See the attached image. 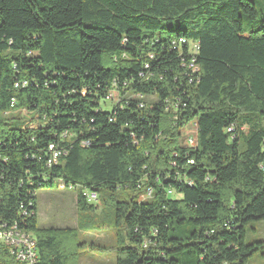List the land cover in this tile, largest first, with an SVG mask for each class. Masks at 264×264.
<instances>
[{
	"label": "trees",
	"instance_id": "16d2710c",
	"mask_svg": "<svg viewBox=\"0 0 264 264\" xmlns=\"http://www.w3.org/2000/svg\"><path fill=\"white\" fill-rule=\"evenodd\" d=\"M258 4L0 0V224L34 235L37 264H70L73 244L116 264H247L264 250L247 242L264 220ZM57 180L81 215L96 208L85 190L106 192L112 245L39 225L37 190ZM0 262L18 264L4 246Z\"/></svg>",
	"mask_w": 264,
	"mask_h": 264
},
{
	"label": "rangeland",
	"instance_id": "374dc122",
	"mask_svg": "<svg viewBox=\"0 0 264 264\" xmlns=\"http://www.w3.org/2000/svg\"><path fill=\"white\" fill-rule=\"evenodd\" d=\"M258 11L261 18H264V4H258ZM151 100V98L147 99ZM104 109L109 110L108 107ZM27 114V111H22ZM195 123H191L180 131L182 145H195L197 142V130ZM39 225L41 227H71L78 228L79 242H98L99 245H112L113 232L110 230L111 218L113 212L111 204H105L104 198L108 195L105 191L100 194L99 200L95 203L94 210L85 211L80 214L76 201V191L69 187L46 186L37 190L36 193ZM174 197H181L180 194ZM105 221L106 224L99 228H94L99 221ZM81 223V227L80 226ZM254 229H256L254 231ZM255 239H264V220L254 222L247 227V242ZM71 249L78 252V259L75 258L70 264H116L117 255L115 252H93L85 246L72 245ZM77 260V261H76ZM247 264H264V250L258 252Z\"/></svg>",
	"mask_w": 264,
	"mask_h": 264
},
{
	"label": "built area",
	"instance_id": "2783aa9c",
	"mask_svg": "<svg viewBox=\"0 0 264 264\" xmlns=\"http://www.w3.org/2000/svg\"><path fill=\"white\" fill-rule=\"evenodd\" d=\"M187 42L188 41L184 39L179 40L180 44H184ZM188 45L190 52L192 54H195L198 50L197 42L189 41ZM191 67L193 70L196 71V69H194V65H192ZM24 84H26V82H24ZM15 104L16 100L13 98L12 106H14ZM51 149H53V146H51ZM60 154L61 153L59 151L53 150V154L50 160L48 161V165L50 166L53 163H57L60 158ZM74 188L75 186L71 185V189ZM84 195L90 203H95L98 201V199L93 198V192L85 190ZM0 246L6 247L10 255L18 264H37L38 262L37 241L34 235L31 232H27L24 229H21L17 223L5 222L3 224H0ZM0 264L2 263L0 262Z\"/></svg>",
	"mask_w": 264,
	"mask_h": 264
},
{
	"label": "bare ground",
	"instance_id": "6f19581e",
	"mask_svg": "<svg viewBox=\"0 0 264 264\" xmlns=\"http://www.w3.org/2000/svg\"><path fill=\"white\" fill-rule=\"evenodd\" d=\"M60 185L65 187L63 184H60ZM69 188H71V186ZM93 198L94 199H98V195L95 192H93Z\"/></svg>",
	"mask_w": 264,
	"mask_h": 264
},
{
	"label": "crops",
	"instance_id": "0c3cea01",
	"mask_svg": "<svg viewBox=\"0 0 264 264\" xmlns=\"http://www.w3.org/2000/svg\"><path fill=\"white\" fill-rule=\"evenodd\" d=\"M37 206H38V203H37ZM38 215H39V210H38ZM264 240V239H263Z\"/></svg>",
	"mask_w": 264,
	"mask_h": 264
}]
</instances>
